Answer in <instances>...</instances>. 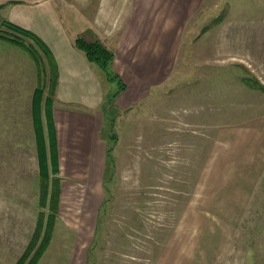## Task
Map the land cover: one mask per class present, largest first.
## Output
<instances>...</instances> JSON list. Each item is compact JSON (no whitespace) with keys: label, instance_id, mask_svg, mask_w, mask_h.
Here are the masks:
<instances>
[{"label":"rangeland","instance_id":"obj_1","mask_svg":"<svg viewBox=\"0 0 264 264\" xmlns=\"http://www.w3.org/2000/svg\"><path fill=\"white\" fill-rule=\"evenodd\" d=\"M50 4L83 16L91 29L79 36L114 51V69L127 84L112 98L118 84L93 64L104 101L90 111L102 125L104 152L95 187L77 195L76 207L98 205L82 238L84 263L264 264V0ZM0 19H7L1 9ZM2 43L0 69L15 72ZM33 75L12 96L0 74V264H19L40 212H49L40 207L35 63ZM56 99L55 91L52 112ZM41 119L48 152L43 111ZM80 159L71 173L90 184ZM48 163L50 182L75 183ZM72 201L63 196L60 214L68 220L79 210Z\"/></svg>","mask_w":264,"mask_h":264},{"label":"crops","instance_id":"obj_2","mask_svg":"<svg viewBox=\"0 0 264 264\" xmlns=\"http://www.w3.org/2000/svg\"><path fill=\"white\" fill-rule=\"evenodd\" d=\"M50 1L0 0V7L7 19L34 32L47 44L56 58L59 69L56 88L58 103L52 112L59 169L60 174L63 171L66 176L72 177L75 183L66 184V179L62 177L59 216L50 244L38 264H85L80 251V248L83 247L82 238L88 237L89 232L95 226L98 205L91 202L85 206V201H80L79 210H75L72 220L70 219L73 218L72 216L68 220L63 218L60 213L63 196L71 194L73 200L71 204H75L76 207L77 195L83 191L88 195L95 187L97 174L102 170L104 151L102 143L98 141L97 132L100 130L97 127L98 116L95 113L92 114L90 110L102 106L104 93L98 70L88 61L85 53L74 44L79 35H83L88 31V28L91 29L90 25L86 26L87 24L83 23L81 14L51 7ZM2 44L9 46L6 47L5 58L9 57L10 60H7L11 61L12 68L13 64L17 68H15V72L10 71V73L7 69L4 71V68H1L0 74L7 82H10L8 85L10 95H18V90H25L22 89L24 81L35 78L33 75L34 63L26 53L17 47L9 43ZM22 53L29 58L28 62L20 58ZM26 87L28 90L27 82ZM4 89L6 91L8 88ZM27 90L21 93L28 94ZM134 95L136 98L132 97V99L135 101L138 97L136 94ZM123 100L125 98L121 97L120 102L124 103ZM131 103L133 102L131 101ZM60 104H66L68 107L62 108L59 106ZM78 104L86 105L88 111L83 110ZM100 132L102 133V125ZM80 158H84L86 161L83 167L87 168V175L90 176L87 180L90 184H85L82 181L77 183L78 180L74 178L78 179V177L71 173L72 168H75L78 161L81 160ZM83 167L78 170L80 177L83 175ZM94 210L96 211L94 212ZM91 213L93 216L95 214V217L88 215Z\"/></svg>","mask_w":264,"mask_h":264},{"label":"trees","instance_id":"obj_3","mask_svg":"<svg viewBox=\"0 0 264 264\" xmlns=\"http://www.w3.org/2000/svg\"><path fill=\"white\" fill-rule=\"evenodd\" d=\"M1 9V7H0ZM0 41L14 45L33 60L37 67L38 87L35 90L33 98V113L36 127L37 140L39 142L40 152V175H41V199L40 207L49 209L48 214L45 211L40 212L38 223L32 238L19 260V264H38L46 252L53 236L54 223L57 220L59 207L61 184L60 178L51 181L53 190L50 189L51 182L48 175L49 163H52V171L55 174L60 173L59 159L57 153L56 131L52 116V96L56 91L59 69L56 58L47 44L34 32L23 28L7 19H0ZM75 46L82 50L88 61L94 64L105 77L106 81L116 82L118 90L112 98H118L120 94L127 89V84L121 75L115 71V53L107 48L100 40L88 41L83 36H78L75 40ZM49 86V95L44 97L45 89ZM45 112L47 117L49 137L48 152L47 140L43 136V126L41 113ZM52 191V193H51Z\"/></svg>","mask_w":264,"mask_h":264}]
</instances>
